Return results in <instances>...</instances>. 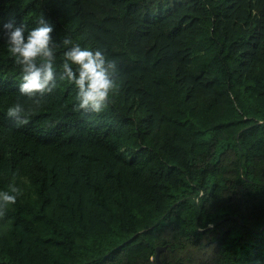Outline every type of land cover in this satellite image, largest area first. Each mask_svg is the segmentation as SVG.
<instances>
[{
	"label": "trees",
	"instance_id": "1",
	"mask_svg": "<svg viewBox=\"0 0 264 264\" xmlns=\"http://www.w3.org/2000/svg\"><path fill=\"white\" fill-rule=\"evenodd\" d=\"M117 61L100 114L57 75L17 126L0 33V264H264V0H0ZM27 101V104H30ZM165 247L156 259L157 247Z\"/></svg>",
	"mask_w": 264,
	"mask_h": 264
},
{
	"label": "clouds",
	"instance_id": "2",
	"mask_svg": "<svg viewBox=\"0 0 264 264\" xmlns=\"http://www.w3.org/2000/svg\"><path fill=\"white\" fill-rule=\"evenodd\" d=\"M53 31V26L43 19L27 35L23 26L12 22L0 26L8 52L21 69L20 96L31 102L22 103L18 99L7 109V116L17 126L26 124L27 117L43 105V98L54 91L57 75L77 89L74 111L98 115L109 106L110 97L118 89L117 61L99 49L93 51L73 44L70 38L61 42L67 50L63 52L62 70L57 73L55 50L58 45L52 38ZM20 192L14 185L10 186V191H0V218L5 216L10 205L16 203Z\"/></svg>",
	"mask_w": 264,
	"mask_h": 264
},
{
	"label": "water",
	"instance_id": "3",
	"mask_svg": "<svg viewBox=\"0 0 264 264\" xmlns=\"http://www.w3.org/2000/svg\"><path fill=\"white\" fill-rule=\"evenodd\" d=\"M164 248H165V247H163V246H158V247H157L156 259H157V261H158L159 263H162V261L160 260V253H161V251H162Z\"/></svg>",
	"mask_w": 264,
	"mask_h": 264
}]
</instances>
